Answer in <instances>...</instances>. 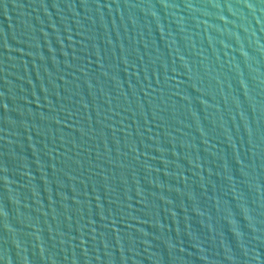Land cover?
I'll return each instance as SVG.
<instances>
[{
	"label": "water",
	"instance_id": "1",
	"mask_svg": "<svg viewBox=\"0 0 264 264\" xmlns=\"http://www.w3.org/2000/svg\"><path fill=\"white\" fill-rule=\"evenodd\" d=\"M0 264H264V0H0Z\"/></svg>",
	"mask_w": 264,
	"mask_h": 264
}]
</instances>
